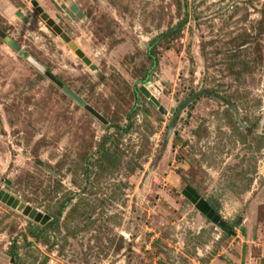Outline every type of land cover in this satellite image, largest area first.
Returning a JSON list of instances; mask_svg holds the SVG:
<instances>
[{"label":"rangeland","instance_id":"obj_1","mask_svg":"<svg viewBox=\"0 0 264 264\" xmlns=\"http://www.w3.org/2000/svg\"><path fill=\"white\" fill-rule=\"evenodd\" d=\"M36 1L95 70L0 28L105 122L0 39V189L49 216L0 201V264H264V0Z\"/></svg>","mask_w":264,"mask_h":264},{"label":"water","instance_id":"obj_2","mask_svg":"<svg viewBox=\"0 0 264 264\" xmlns=\"http://www.w3.org/2000/svg\"><path fill=\"white\" fill-rule=\"evenodd\" d=\"M31 5L34 7L36 13L38 14V18L43 22L44 26L51 31L53 34L58 35L63 42L66 43V45L74 52V54L79 57L84 64L88 66L90 70H95L96 67L90 63V60L83 54V52L76 46V44L69 38V36L53 21V19L37 4L36 0H28ZM65 1V0H63ZM61 8L64 9L65 6L61 5ZM68 13H74L76 17H81L82 13L78 9V7L71 3L68 6ZM67 11V10H66ZM15 15L20 16L22 20H25V18L21 17L20 13L18 11L14 12ZM0 39H2L9 47H11L15 51H19V54L21 57L25 58L31 65H33L37 70H39L46 78L51 80L54 84L57 86L63 88L65 92L75 101H77L87 112H89L91 115H93L98 120L105 122V120L101 117V115L95 111L93 108H91L89 105L85 104L80 98H78L73 92L66 89L65 86L62 85V83L57 80L53 74L46 70L41 64H39L34 58L29 56L25 51H20L19 46L17 43H15L7 34H5L0 29ZM141 92H144L150 100L157 105V102L151 96L147 90L144 89L143 86H140ZM172 106L169 108V113H172L173 107L175 105V102H172ZM159 111L161 113H165V109L162 106H158ZM0 201L5 203L6 205L10 206L11 208H15L16 210L20 211L22 214L26 215L28 218L32 219L33 221H36L40 224L45 223L49 216L47 214H42L39 211H37L35 208H32L28 204H25L18 200L17 197H14L12 194L8 192H4L0 189ZM1 258H6V255L0 253Z\"/></svg>","mask_w":264,"mask_h":264},{"label":"trees","instance_id":"obj_3","mask_svg":"<svg viewBox=\"0 0 264 264\" xmlns=\"http://www.w3.org/2000/svg\"><path fill=\"white\" fill-rule=\"evenodd\" d=\"M153 59V62H154V58H152ZM146 78V77H145ZM205 203V202H204ZM198 209L199 210H201V211H204V212H207V211H209V208H204V207H202V206H200L199 204H198ZM229 227H230V225H229Z\"/></svg>","mask_w":264,"mask_h":264},{"label":"crops","instance_id":"obj_4","mask_svg":"<svg viewBox=\"0 0 264 264\" xmlns=\"http://www.w3.org/2000/svg\"><path fill=\"white\" fill-rule=\"evenodd\" d=\"M198 210H199V209H198ZM199 212H200V211H199ZM201 214H202V213H201ZM230 228L234 229V232H232V230H231V233L235 234V231H237V230L235 229L234 225H233V226H230Z\"/></svg>","mask_w":264,"mask_h":264},{"label":"flooded vegetation","instance_id":"obj_5","mask_svg":"<svg viewBox=\"0 0 264 264\" xmlns=\"http://www.w3.org/2000/svg\"><path fill=\"white\" fill-rule=\"evenodd\" d=\"M63 1V0H62ZM63 2H65V1H63ZM61 5H64V4H61ZM69 6V5H68ZM62 9V8H61ZM63 10H65L66 11V9L64 8ZM72 14H74V13H72ZM75 15V14H74ZM1 29V28H0ZM2 30V29H1ZM3 32H4V30H2Z\"/></svg>","mask_w":264,"mask_h":264}]
</instances>
